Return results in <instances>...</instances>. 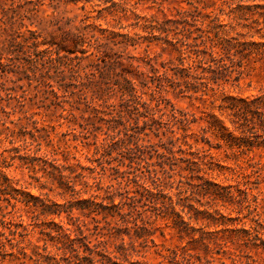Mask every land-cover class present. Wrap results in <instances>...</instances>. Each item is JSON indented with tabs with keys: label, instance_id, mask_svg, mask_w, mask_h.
<instances>
[{
	"label": "trees",
	"instance_id": "trees-1",
	"mask_svg": "<svg viewBox=\"0 0 264 264\" xmlns=\"http://www.w3.org/2000/svg\"><path fill=\"white\" fill-rule=\"evenodd\" d=\"M20 1L0 0V19L4 27L14 25L13 12L15 7L21 6ZM40 1L29 0L33 7L25 9L22 17L28 18L27 13L37 11ZM71 1L78 0H63L64 3ZM98 1V5H105L103 8L130 9L126 7L127 0ZM107 2H111L110 5H106ZM152 2L157 3L159 13L149 17L134 13L131 23L146 33L141 37L146 42L143 61L149 67L147 71L132 67L130 61L125 65L132 68H123L120 54H108L112 47L90 35L103 56H98L102 61L101 78L88 102L95 115L102 114L99 120L106 123L100 140L93 134V154L102 169L115 157L112 154L118 155V162L108 167L115 176L110 177L107 184H99L101 175L95 176L92 183L97 193L76 199L80 190L84 193V186H90L84 169L94 171L95 167H85L79 162L65 163V159L60 162L54 150L38 154L40 142L33 133L30 141L10 135L11 146L0 150V264H146L139 257L150 247L158 258L156 264H213L214 260L225 264L227 259L231 264H264V226L258 217V194H252L253 209L250 205L244 206L242 199L249 195V190L264 184V160L248 156L241 164L227 165L211 151L225 146L238 160L250 147L264 146V139H258V131L264 133V95L251 98L226 95L217 105L238 135L228 131L224 121L214 113L201 117L204 125L200 132L193 131L191 125L196 121L193 114L176 108L166 97L171 93L204 101L205 95L212 96L215 89L224 84L236 85L244 66L264 57V2L233 5L231 0H220L231 19L227 24L216 22L217 13L207 11L210 5L206 0H188L187 8H176L171 16L164 12L161 2ZM9 9L12 13H8ZM237 27L244 31L236 30ZM83 29L65 31V40L70 46L67 54L81 53H74L69 59L79 62L86 53L82 47ZM14 32L11 33L13 39L21 36ZM29 33L34 38L29 45L32 53L49 52L60 57L58 51L38 49L40 44L49 47L53 41L38 42L35 31L29 30ZM255 35L263 40H246ZM115 36L121 38L110 41L118 48L134 44V39L125 33L113 34ZM152 42L160 45L161 50L177 51L178 63L168 60L157 65L152 61L148 52ZM7 53L12 54V51ZM7 60L8 66L17 67L12 57ZM117 67H121L120 70H116ZM46 92L61 108L60 117L67 118L63 112L68 110L59 100L58 92ZM71 93L84 99V91L72 90ZM112 93L118 95L117 104L109 102ZM122 109L134 115L133 121L123 118ZM139 117H143L141 126ZM26 118L37 130L36 120L31 116ZM147 126H155V141L146 138ZM206 133L216 139L214 144ZM16 140L21 143L13 145ZM152 156L156 157L154 165L158 168L150 167L147 160ZM16 158L19 167L32 172L27 186L36 189L37 194L15 187L17 181L2 169L11 166ZM120 166L125 168L120 169ZM214 172L217 175L227 172L235 183L222 184L206 176ZM51 193L67 200L58 203L49 197ZM228 206L236 214L242 212L243 207L247 208V215L253 213L249 217L250 225L237 227L235 222H240L241 218L229 217L221 211ZM74 209L79 214L75 215ZM211 227L213 230L206 229ZM165 228L177 237L178 243L163 251L154 236L158 231L165 238ZM35 232L39 236L32 241L29 236ZM27 245L31 246L30 253L26 252Z\"/></svg>",
	"mask_w": 264,
	"mask_h": 264
},
{
	"label": "rangeland",
	"instance_id": "rangeland-1",
	"mask_svg": "<svg viewBox=\"0 0 264 264\" xmlns=\"http://www.w3.org/2000/svg\"><path fill=\"white\" fill-rule=\"evenodd\" d=\"M118 2L119 0H112ZM129 1L126 7L130 8L126 11H119V6H110L109 8H103L105 5H98V0H78L76 2L64 3L63 0H41L37 11L29 12L27 17H22L25 9L33 7L32 2L29 0H21V6L15 7L14 25L12 28L4 27L0 19V150L9 148L10 135L19 137L20 139L25 137L26 140H32L30 134H35L36 141L40 142V151L43 152L55 151L56 157L60 162L75 164L79 162L85 167H95L94 171L86 168L84 174L86 180L90 186H84V193L82 190L76 195V199L92 197L97 193L95 185L92 183L93 177L101 175L100 183L105 185L108 183L110 177H114L113 170L108 168L110 165H115L118 160V155L110 160V164H104L105 169L99 165L95 160L93 154L94 145L93 134L96 133L98 139L102 137L103 131L106 129V123L99 120L102 115L98 113L95 115L92 110V105L89 104V96L93 89L98 85L100 77V66L102 61L98 56H103V53L97 51L95 45L96 42L90 35L98 37V42L107 43L112 50H108L109 53L117 52L122 57L123 68L131 69L137 67V69L147 71L148 66L144 64L145 58V41L141 36H145L146 33L140 27H133L131 23L134 22L133 14L143 15L149 17L153 13H159L156 10L157 3L153 0H135ZM161 2V6L164 12L171 16L175 9H184L188 5V0H156ZM210 6L208 10H213L217 13V23L227 24L231 21L230 17L226 15V8L221 4L220 0H206ZM233 5L235 3L252 4L255 2H264V0H231ZM8 3V2H7ZM111 2H107L106 5H110ZM83 6V7H82ZM219 9H223L219 10ZM8 13H12L11 9ZM32 14V15H31ZM1 16V10H0ZM84 27V43L82 47L86 50L84 59L79 62L77 59H69L75 54L81 55L79 51L67 54V50L70 47L65 40V31L76 32V28ZM12 30H15V34L19 33L21 36L13 39ZM29 30L35 31L37 41H53L54 43L47 47V44H40L38 49L42 50L48 48L51 51H58L60 57H56L49 52L32 53V48L29 46L30 42L34 39L29 33ZM238 31H244L240 27H237ZM264 32V29L262 30ZM125 33L134 39L133 45H128L126 48L116 47L112 45L110 40H117L120 36L113 37V34ZM137 33V35H135ZM230 35H234V32H230ZM107 37V39L104 38ZM22 38H26V41H19ZM246 40L260 41L263 38H259L257 35L253 37H247ZM7 51H12V54H8ZM149 56L152 61L159 62L172 61L177 64V51L174 50H161V46L152 42L149 49ZM66 55V56H65ZM49 56H53L54 59H50ZM131 56V57H130ZM7 57H12L14 63L17 65L8 66ZM130 61L132 67L125 65ZM226 61V60H225ZM121 67H117L116 70H120ZM8 70V71H7ZM134 80L137 77L134 76ZM54 90L58 92L59 100L62 101L65 108L63 114L67 115V118H61V108L59 105L54 104L52 96L46 91ZM74 90L84 91V99L76 93H71ZM226 95H232L236 97H253L256 95H264V57L259 60L252 61L244 66L243 74L238 80L236 85L224 84V86L215 89L212 96L205 95V100H190L187 97H177L171 93H167L166 97L175 105L176 108L183 109L193 114L196 121L192 123L191 128L193 131L200 132V128L204 125V121L201 119L207 113H214L219 116L227 127L228 131L238 135L237 131H234L231 123L225 114H220L217 109V105L222 103V99ZM147 98V94L144 95ZM118 95L112 93L109 102L118 103ZM92 104L97 105V102ZM103 109V107H101ZM100 115V116H99ZM27 116H31V119H35L36 128H33V124L27 120ZM123 118L133 121V116L128 113H124L122 109ZM103 117H108L107 114H103ZM143 117H139L138 124L141 126ZM135 126V124H134ZM100 127V128H98ZM137 127V126H136ZM153 127V126H152ZM145 128L148 133L146 138L151 141H155L154 128ZM19 133H25L24 136H17ZM259 140L264 139V133L258 131ZM211 143H215L216 139L209 133L205 134ZM88 137V138H87ZM88 141V144L86 142ZM21 143L16 140L13 145ZM149 150V149H148ZM22 151V150H21ZM215 156L223 163L227 165L241 164L245 158L252 156L255 159L261 158L264 160V146H252L247 151V154L241 155L238 160L231 154L229 149L222 146L219 149H211ZM23 152V151H22ZM227 152V154H226ZM148 156V153H145ZM127 161L126 159H124ZM150 167L155 166L156 157L152 156L147 160ZM19 160L16 158L13 160L11 166L2 168L9 177L16 180L15 187L22 190H30L31 193L37 194V190L27 186V182L30 180L29 174L32 172L25 167H19ZM152 164V165H151ZM125 166H120V169ZM39 174V172H38ZM211 179L222 184H234V177L227 172L224 174L206 175ZM177 177V176H176ZM116 180L112 179V183ZM249 185L253 186V183ZM115 186H117L115 184ZM27 187V188H25ZM78 188L80 185L77 186ZM259 191V192H258ZM249 195L246 198H242L245 205H250V209L255 206V200H253V193H257V202L260 203L258 209L259 222L264 226V184L260 183L257 188H253L248 191ZM49 197L58 203H63L67 199L54 196L52 193ZM74 201V200H73ZM221 211L229 216L241 218L240 222H235L239 227L244 224L245 227L250 225L249 217L253 215H247V208L243 207L242 212L236 214L232 210L231 206L228 208H222ZM74 214H79L77 210H73ZM246 215V216H243ZM255 215V214H254ZM62 219L65 220L64 213ZM80 219H84L80 217ZM86 221H88L86 219ZM244 221V223H242ZM213 230V228H206ZM165 238H163L159 232L155 233V242L158 248L164 249L172 247L178 243L177 237L170 233L168 228H165ZM36 236H39L36 232L31 237L34 241ZM31 246L27 245L26 252L30 253ZM139 259L146 261V264H156L158 258L153 252V247H150L143 257ZM6 261H4L5 263ZM213 264H220L219 261L214 260ZM225 264H231L227 259Z\"/></svg>",
	"mask_w": 264,
	"mask_h": 264
}]
</instances>
